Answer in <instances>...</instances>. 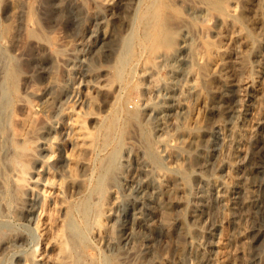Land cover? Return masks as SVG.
<instances>
[{
    "label": "rangeland",
    "instance_id": "1",
    "mask_svg": "<svg viewBox=\"0 0 264 264\" xmlns=\"http://www.w3.org/2000/svg\"><path fill=\"white\" fill-rule=\"evenodd\" d=\"M260 1L246 67L212 96L197 91L201 61L157 53L184 27L193 44H216L213 12L180 0H0V264H264Z\"/></svg>",
    "mask_w": 264,
    "mask_h": 264
},
{
    "label": "bare ground",
    "instance_id": "2",
    "mask_svg": "<svg viewBox=\"0 0 264 264\" xmlns=\"http://www.w3.org/2000/svg\"><path fill=\"white\" fill-rule=\"evenodd\" d=\"M180 1L182 2V4H185L186 8L189 11H192V12H195V13L197 12V13H200V14L203 13V12H204V14L209 13V12H211V13L213 12L215 14V17L218 18V20H219V22L221 24V28L217 31L218 42L216 44L211 45V46L210 45H206V44H201V45L198 44L199 46L197 45V43L196 44H193L194 43V42H192L193 41V34L190 32V30H188L187 28H185L184 25H183L184 28H182L181 34L179 36V39L177 40V43L175 44L176 46L171 49V48H169L171 46L168 45L169 46L168 48L165 47V49L164 48L161 49V51H159L157 53V55L159 56V58H160V56H162L164 59L176 61V58H178L177 57L178 56V53L180 51L185 50L184 53L189 54L190 55V59L192 57V58H195V59L199 60V62L201 61L200 62L201 65H199L197 67V70L194 69L195 72H196L195 75L197 76L198 80H200V85H202V87L199 86V89L196 87L198 89L197 91H199L200 88L205 89L203 87V86H205L208 89L207 92H209L213 96L214 94H216L215 92H217L216 88L218 86H220V87L221 86H224V87L227 88V87H230L231 85H236L237 78H238V77L236 78V76H237L238 73L240 74L239 71L242 70V68L246 67V63L248 61L247 60V55H246L247 52H245V51L248 50V47L250 46V44L247 45L248 47L246 46L247 47V50H245L246 47H244V45H246L247 43H249V39H250V34H251L250 32L251 31L249 30L248 27L250 26V24H251L250 27L253 26L252 23H251L252 21L255 22V23L253 22L254 24H256V21L258 22L257 18L259 17L258 13H259L260 8H261V4H262L261 1L260 0H205V1H203V4L202 5H200V4L199 5H196L193 0H180ZM256 16H257V18H256ZM230 20L231 21L234 20V21L237 22V23H235V26H233V27H228L227 26V24H228V22H230ZM176 22H178V21H176ZM176 25L180 26L178 23H176ZM179 55L181 56V54H179ZM187 57H189V56L187 55ZM197 60H196V62H197ZM195 64L198 65V63H195ZM203 64H204V66H202ZM191 67H193V66H191ZM144 69H146V68H144ZM175 69H174V71H175ZM194 70H192V68H189L188 71L187 70L186 71L192 77V73H193ZM196 76H195V78H196ZM156 78L154 80H156ZM164 78H165V75H164ZM165 79H168V78H165ZM191 79L193 80L194 78H191ZM163 80L164 79H163V76H162V80H161L162 82L161 81L160 82L163 85H165L166 83L168 84V82H166L167 80H165L166 83H164ZM195 80L196 79H194L193 81H191L189 83L190 84L192 83L191 85H194L196 82L199 83L198 80L197 81H195ZM168 81H170V80H168ZM157 82H158V80H157ZM161 83H160V85H162ZM151 84H150V86L153 87V85L155 83L152 82ZM168 85H167V87H168ZM193 87H195V86H193ZM207 97H210V96H207ZM203 100L204 101L206 100L205 95L203 96ZM30 110L32 111V109H30ZM158 112H159V110H158ZM27 113L29 114L28 110H27ZM69 113H70V116H71L72 128L73 129L76 128L77 131L82 132L81 131L82 130V127H81L82 125H81V122L79 123V121H78L79 119H77V117H75L74 114L71 111ZM195 116H196V114H195ZM193 120H194L193 121V124L195 125V129H193L191 127H186V126L183 129V131L185 132L184 134H186V137H185L186 138L185 139L186 141L185 142L188 143V144L196 143V141H197V139H198V137L200 135V132H199L200 129H199V127L201 126V123H200L199 117H198V119H197V117L196 118H193ZM79 125H81V126H79ZM76 130H73V131H76ZM183 131H181V132H183ZM78 135L76 137H81L82 136L81 133H79ZM163 136H166V135H163ZM160 138H162V137H160ZM183 140L184 139L182 137V141ZM44 143H46V141ZM186 143H184V144H186ZM146 144H147V147H146L147 150H148V148L150 150V146L152 144L150 145V143H148V142ZM75 146H77V145H75ZM78 146H79V144H78ZM164 147H165V145H164ZM46 149H48V148H46ZM48 153H47V155H48ZM152 153H153V151H152ZM47 155H45V153L43 154V156H45V157H43L44 160L46 159V156ZM66 157L68 159V173H70L71 175H75L74 172L77 171V170H75V168H76L77 164H79V163L76 160V157L74 156V158H75L74 159L73 156L70 155V153H67V156ZM151 157H153V156H151ZM154 159H156V158H154ZM41 163H43V161ZM191 165H193V164H191ZM77 168H78V166H77ZM150 175H151V173H150ZM161 175H162V173H161ZM157 177L158 176H156V178ZM28 181L31 182V183H34L35 179L32 178V179H30ZM154 181H155V179H154ZM175 186H177V184ZM102 209H104V207H102ZM98 210H101V209H98ZM96 217H97L96 218L97 227L100 228L101 227V224H102V222H101L102 220H101V217H100V213Z\"/></svg>",
    "mask_w": 264,
    "mask_h": 264
}]
</instances>
